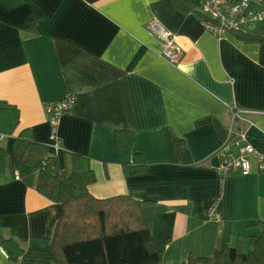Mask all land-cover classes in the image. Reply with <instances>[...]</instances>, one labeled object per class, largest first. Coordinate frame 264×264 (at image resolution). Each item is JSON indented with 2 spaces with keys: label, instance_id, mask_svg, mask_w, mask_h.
<instances>
[{
  "label": "crops",
  "instance_id": "1",
  "mask_svg": "<svg viewBox=\"0 0 264 264\" xmlns=\"http://www.w3.org/2000/svg\"><path fill=\"white\" fill-rule=\"evenodd\" d=\"M176 1L191 11L173 0H0V102L19 111L0 148L14 164V139L27 130L66 177L78 157L94 175L87 190L95 199L143 202L162 264L211 257L219 237L247 254L264 223V175L255 163L247 176L217 171L234 109L243 120L233 128L264 150V43L238 38L264 22L217 39L203 28L194 0ZM150 20L176 37L183 49L177 66L163 59ZM67 94L76 104L59 118L55 150L45 105ZM119 131L131 133V147H115ZM16 175L0 171V236L23 253L11 261L0 249V264H60L51 242L61 206ZM212 210L220 222L209 220Z\"/></svg>",
  "mask_w": 264,
  "mask_h": 264
},
{
  "label": "trees",
  "instance_id": "2",
  "mask_svg": "<svg viewBox=\"0 0 264 264\" xmlns=\"http://www.w3.org/2000/svg\"><path fill=\"white\" fill-rule=\"evenodd\" d=\"M185 2V1H184ZM182 1L173 4L182 12L191 11ZM241 40L264 43V28L256 33L238 35ZM19 124L15 106L0 102V135L11 136ZM117 149L132 146L131 133L119 131L114 137ZM179 158L180 148L176 145ZM14 164L0 148V171L8 167L12 176L34 188L48 200L59 204L61 212L51 242L60 264H162V251L157 250L142 215L141 206L129 196L95 199L87 186L95 181L78 157L75 170L66 177L56 157L49 156L46 147L35 143L29 131L23 130L14 139ZM145 172L138 154L134 174ZM258 236L249 238L252 251L243 254L239 247H229L219 237L211 257H189L182 264H264V223ZM0 249L7 258L16 261L23 253L12 239L0 236Z\"/></svg>",
  "mask_w": 264,
  "mask_h": 264
},
{
  "label": "built area",
  "instance_id": "3",
  "mask_svg": "<svg viewBox=\"0 0 264 264\" xmlns=\"http://www.w3.org/2000/svg\"><path fill=\"white\" fill-rule=\"evenodd\" d=\"M194 1L203 28L217 39H221L227 33L240 31L249 22H264V0ZM147 29L164 43L163 59L177 66L182 60L183 49L176 42V37L155 20L148 22ZM75 104V96L67 94L62 99L45 105L51 127L49 141L55 150L59 149L56 132L59 118ZM239 120H243L240 111L234 109L231 112L229 138L217 151L218 174L221 177L233 173L247 176L251 173V164L254 162L257 172L264 175V150H257L246 141L243 132L233 128L234 123ZM15 179L18 180L19 177L16 175ZM209 220L220 222V216L212 210L209 212ZM1 251L5 254L2 249Z\"/></svg>",
  "mask_w": 264,
  "mask_h": 264
}]
</instances>
